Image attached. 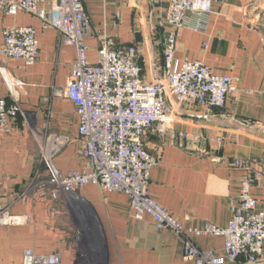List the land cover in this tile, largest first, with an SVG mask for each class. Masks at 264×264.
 I'll return each mask as SVG.
<instances>
[{
    "label": "crops",
    "instance_id": "0c3cea01",
    "mask_svg": "<svg viewBox=\"0 0 264 264\" xmlns=\"http://www.w3.org/2000/svg\"><path fill=\"white\" fill-rule=\"evenodd\" d=\"M85 7L94 32L89 39L92 60L107 36L116 48L137 46L146 80L154 65L163 66L169 28L153 0H85ZM207 20L205 29L179 32L176 56L201 59L216 74L236 77L237 91L222 109L178 107L174 129L187 135L185 140L157 128L143 139L159 159L151 170L152 198L190 229L208 223L228 226L231 202L238 201L246 175L243 167L233 165L238 158L251 161L252 173H261L251 194L264 213V0L216 2ZM12 25H32L40 53L30 66L0 53V97L17 102L27 114L16 119L11 133L0 130V202L21 220L0 225V264H22L28 248L39 254L60 251L61 264H196L185 256L182 235L158 229L150 215L136 218L122 191L105 193L90 184L76 196L52 198L53 187L41 183L49 174L40 144L49 139L56 150L54 166L64 174L82 169L85 162L75 106L56 94L70 80L77 53L62 43L56 29L27 12L0 11V46L3 30ZM5 75L25 84L12 93ZM193 240L202 250L214 251L222 264H248L244 256L227 259L223 235H193ZM260 261L264 264V243Z\"/></svg>",
    "mask_w": 264,
    "mask_h": 264
},
{
    "label": "built area",
    "instance_id": "2783aa9c",
    "mask_svg": "<svg viewBox=\"0 0 264 264\" xmlns=\"http://www.w3.org/2000/svg\"><path fill=\"white\" fill-rule=\"evenodd\" d=\"M136 4L139 0H128ZM160 6V21L169 28L164 41L163 66L154 65L152 78L146 80L136 45L114 47L105 36L92 60L89 39L94 36L85 0H0V11L6 15L27 12L42 21L44 27L56 29L64 45L76 49V60L70 80L56 94L71 101L80 118V155L85 160L82 169L62 173L54 166L56 150L49 139L40 144L41 160L46 163L49 178L42 184L53 187L51 195H78L87 185L99 186L105 193L122 191L130 199L133 214L142 219L150 215L158 229H172L183 236L185 256L196 264H222L214 251L202 250L193 235H223L227 259L244 256L248 264L260 263L264 243V213L257 208L251 188L261 178L252 173V163L235 159L233 165L246 170L239 199L231 202L233 217L227 227L208 223L203 229L185 228L168 208L150 194L151 170L158 157L145 147L144 136L152 129L177 135L176 110L182 105L198 104L209 110L222 109L229 96L237 91V79L218 75L203 60H181L176 56L178 35L188 27L205 29L213 5L223 0H153ZM0 53L21 59L26 65L36 63L40 46L32 25H12L3 30ZM13 93L24 81L5 75ZM19 116L27 117L17 102L0 97V130L11 133ZM223 161L221 157L215 158ZM0 202V225L19 221ZM63 253L39 254L25 249L22 264H61Z\"/></svg>",
    "mask_w": 264,
    "mask_h": 264
},
{
    "label": "rangeland",
    "instance_id": "374dc122",
    "mask_svg": "<svg viewBox=\"0 0 264 264\" xmlns=\"http://www.w3.org/2000/svg\"><path fill=\"white\" fill-rule=\"evenodd\" d=\"M19 221H21L20 218H19ZM17 222H18V221L14 222V223H17ZM14 223H13V224H14Z\"/></svg>",
    "mask_w": 264,
    "mask_h": 264
}]
</instances>
